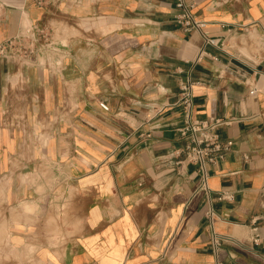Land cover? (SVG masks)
I'll return each mask as SVG.
<instances>
[{
  "label": "crops",
  "instance_id": "0c3cea01",
  "mask_svg": "<svg viewBox=\"0 0 264 264\" xmlns=\"http://www.w3.org/2000/svg\"><path fill=\"white\" fill-rule=\"evenodd\" d=\"M190 2L218 47L174 0H0V46L33 22L63 54L0 57V264H264V0ZM189 79L194 118L234 120L206 189L179 155Z\"/></svg>",
  "mask_w": 264,
  "mask_h": 264
},
{
  "label": "built area",
  "instance_id": "2783aa9c",
  "mask_svg": "<svg viewBox=\"0 0 264 264\" xmlns=\"http://www.w3.org/2000/svg\"><path fill=\"white\" fill-rule=\"evenodd\" d=\"M175 7L179 10L176 16L177 22L186 31H197L202 34L205 44L218 47L215 39L210 38L204 32L206 22L198 20L193 12L194 4L190 0H174ZM40 6H47L49 0H34ZM220 44L219 48H222ZM62 46L57 43L52 30L26 22L18 34L7 40L0 46V57L6 60H13L25 63L27 65L50 66L58 62L62 56ZM193 81L187 80L180 87L177 104L183 111L184 121L182 126L177 129L179 136L186 140V145L179 151V155L184 156L188 164L196 167L201 180V187L207 188L209 177V167L224 160L226 154L231 148L230 142H225L217 133L221 126L228 125L232 119H210L199 120L193 116ZM100 107L108 111L109 107L100 103ZM225 198H230L227 194ZM213 213H210L212 217ZM228 241V238L212 232L211 245L214 253L218 255L222 245Z\"/></svg>",
  "mask_w": 264,
  "mask_h": 264
},
{
  "label": "rangeland",
  "instance_id": "374dc122",
  "mask_svg": "<svg viewBox=\"0 0 264 264\" xmlns=\"http://www.w3.org/2000/svg\"><path fill=\"white\" fill-rule=\"evenodd\" d=\"M245 43H248V42H245ZM250 43H252L251 45H253V46H257V47H259V48H261V41H259V39L258 40H256L255 38L254 39H252V41H250ZM249 44V43H248ZM260 45V46H259Z\"/></svg>",
  "mask_w": 264,
  "mask_h": 264
},
{
  "label": "bare ground",
  "instance_id": "6f19581e",
  "mask_svg": "<svg viewBox=\"0 0 264 264\" xmlns=\"http://www.w3.org/2000/svg\"><path fill=\"white\" fill-rule=\"evenodd\" d=\"M24 22H26V21H24Z\"/></svg>",
  "mask_w": 264,
  "mask_h": 264
}]
</instances>
